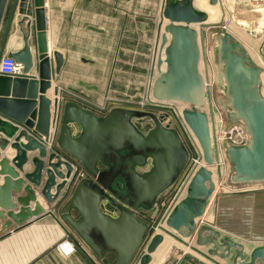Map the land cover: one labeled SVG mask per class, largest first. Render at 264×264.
I'll return each instance as SVG.
<instances>
[{
  "label": "water",
  "instance_id": "1",
  "mask_svg": "<svg viewBox=\"0 0 264 264\" xmlns=\"http://www.w3.org/2000/svg\"><path fill=\"white\" fill-rule=\"evenodd\" d=\"M8 1L0 0V26ZM193 1H164L162 17L168 24L161 39V47L165 46L164 58L158 59L157 66L164 64L165 71L151 88L157 102H182L198 107L206 98L210 104L209 93L204 90L198 70L197 33L191 27L203 23L206 14L196 11ZM209 3L215 5L217 0H209ZM17 9L23 16L18 26L26 21L27 34L22 35V48L7 56L21 63L27 76L0 75V134L4 137L0 139V151L4 152L6 148L15 151L10 162L0 160V176L4 177L0 185V229L8 228L10 221L21 225L44 213L34 191L26 185L28 183L40 188L39 194L48 204L65 201L59 213L76 236L99 259L104 254L114 255L111 262L102 260L103 264H132L148 232V226L136 217V212L153 206L175 182L187 162V150L178 133L161 124L163 117L124 108H113L99 117L74 102L62 104L57 88H53V99L50 100L47 91L62 68L63 59L57 52L48 55L43 0H12L9 21ZM31 18L34 20V61L37 62L38 78L28 74L33 66L28 43ZM91 29L102 33L96 28ZM202 38L200 32L201 41ZM208 40L217 86L224 85L225 96L220 103L231 110L228 124L243 122L247 135L243 145L223 143L222 155L228 165L224 181L229 186L263 183L262 69L247 57L241 44L229 34L219 33ZM74 93L83 98L82 94ZM143 117H149L153 122V127L146 133L140 132L132 122ZM211 117L210 110V122ZM182 120L200 148L205 166L193 173L186 195L170 208L162 222L166 230L159 228L160 231L172 235L168 230H173L182 237H194L197 247L211 246L206 254L195 250L209 259H228L234 250L232 264H264V245L246 252L248 260L244 261L243 245L227 236L222 237L208 224H196L195 220L205 214L208 199L215 189L213 171L207 167L216 166L219 180L222 174L217 142L213 140L212 130L210 134L206 115L195 109L184 111ZM72 127L78 128L77 136H72ZM50 128L56 131L55 143L51 146L48 144ZM27 153H34V156L29 158ZM149 163V172H137ZM28 165L32 171L26 173ZM79 170L86 176L75 183ZM20 173L22 178H18ZM43 174L46 178L42 183ZM65 188L68 189L66 195L58 200ZM21 190L25 195L17 198L14 204L12 192ZM113 200L111 206L117 211L116 217L100 209L102 203ZM31 202L34 203L33 210L29 208ZM17 205L19 208L15 213ZM72 210L78 217H71ZM162 242V234L153 235L134 264H150L151 255Z\"/></svg>",
  "mask_w": 264,
  "mask_h": 264
},
{
  "label": "crops",
  "instance_id": "2",
  "mask_svg": "<svg viewBox=\"0 0 264 264\" xmlns=\"http://www.w3.org/2000/svg\"><path fill=\"white\" fill-rule=\"evenodd\" d=\"M125 1L130 4L132 0ZM11 6L12 0H9L0 26V56L20 50L23 46L22 35L27 34L26 21L18 26L23 18L18 13L19 9L16 10L9 21ZM100 9L102 10V17L100 16ZM43 11L48 55L57 52L63 59V66L58 75L52 80L51 88L47 91V97L52 100L53 88H57L58 99L62 104L74 102L99 117L105 116L111 109L115 108L114 106L108 107L111 102H114L116 98H127L129 95L126 93L130 92L131 86L137 87L134 80L124 78L120 74V66L130 65L134 66V70L143 71L145 68L148 69L149 60L148 63L140 59L131 62L128 61L129 55L126 52H119L115 49L110 31L114 30L116 25L113 22V6L109 3V0L101 3L100 0H43ZM259 13L261 17L264 16V1ZM261 20L264 21V17ZM29 22H31V29L28 43L33 56V66L28 74L38 78L37 62L34 61L36 46L33 18ZM91 28L101 30L102 33ZM20 29H23V32ZM263 41L264 36L261 39V42ZM257 43L260 44V41ZM257 43L256 51H259L260 47ZM100 53L104 56L100 57ZM146 82L145 79L140 80L138 86H143ZM81 83L87 88L81 86ZM74 92L82 94L83 98H80ZM100 107H106L107 110L103 109L101 111V109L99 110ZM51 113L50 110V119L52 118ZM52 132L54 130L50 128V134ZM71 134L77 136L79 134L78 128L72 127ZM0 139H4L1 134ZM0 155V160L10 162L15 156V151L6 148L4 152L0 151ZM27 156L31 158L34 153H27ZM141 169H138L137 172L147 173L151 168L148 171ZM31 171L32 167L30 165L26 166L25 172ZM3 178V176H0V185L3 183ZM18 178H22L21 173ZM45 178L46 176L43 174L42 183ZM26 185H29L34 191L36 201L44 208V213L38 217L28 219L21 225L10 221L11 225L8 228L3 231L0 229V264H100V261L104 259V255L102 259L96 257L62 219L59 211L65 201L48 204L40 196V188H35L28 183ZM67 190L65 188L63 192L61 191L58 200L66 195ZM221 190L217 202L211 208L207 205L202 222L219 231L222 237L227 236L234 242L243 245L245 249L243 260L247 261L248 255L246 252H250L256 246L264 245V188L245 192L238 190L230 192L226 188ZM52 192H54V189ZM24 195L22 190L12 192V202L16 204V199ZM156 204L154 206H157ZM18 208L17 205L13 212H18ZM29 208L33 210L34 203L31 202ZM108 208L113 212L102 208V204L100 205L101 211L116 217L117 211L113 207ZM139 212L146 213V211L140 209L136 212V217L145 223ZM147 213L151 214L150 211ZM70 215L73 218L78 217V214L73 210L70 211ZM66 233L71 234L77 240L78 249L72 255L64 257L58 252L56 246ZM187 245L188 247H183L186 249L185 251L181 250L179 253L173 251L171 264L179 263L189 251L195 255L193 257L199 254L195 250L201 251L193 244L189 243ZM206 249L207 247L204 248V251ZM231 252L232 258L227 260H219L213 257L211 260L214 263L208 259L207 261L211 264H215V262L218 264L232 262L235 251L231 250ZM106 255H109L108 258L105 257L106 259L110 261L114 259V255Z\"/></svg>",
  "mask_w": 264,
  "mask_h": 264
},
{
  "label": "rangeland",
  "instance_id": "3",
  "mask_svg": "<svg viewBox=\"0 0 264 264\" xmlns=\"http://www.w3.org/2000/svg\"><path fill=\"white\" fill-rule=\"evenodd\" d=\"M103 1L106 2V0H100V3ZM164 1L165 0H132L129 4L125 0H113L112 2L111 0H109V3L113 6V22L116 25L114 30L110 31L112 35L111 37H113L114 40L115 49L119 50V52H126L129 55L128 61L135 62L136 60L140 59L145 63H148L149 60V65L148 69L145 68V70L143 71H138V69L134 70V66L130 65L120 66V74L124 78H130V80H134V83L137 87L131 86L130 92L126 93L129 95L127 98H116L117 101L115 100L114 102H111L108 107L114 106L115 108L136 110L139 112L150 113L155 116L157 115L159 109L164 110L169 108V106L165 105L161 106L163 109L160 107H148L149 102L156 101L153 99L151 94L152 85L154 81L160 77V74L165 71L164 64L157 66L158 59L161 58L163 60L164 58L163 51L165 46L161 47V39L164 35V27L168 24L167 20L162 17ZM198 1L200 0L193 1V8L196 11L205 13L206 20L201 24H194L191 27L197 33V42L200 51L198 70L203 81L204 90L206 94L209 93L210 104L208 103V100L206 98L204 103L198 107H194L193 105L182 102L167 103H172L171 105H174L178 109L181 117L184 111H192L194 109L205 114L208 120L209 131L211 130V110L212 117L214 119L216 142L219 152V161L221 162L222 174V178L219 181V179L216 177V169L214 165L207 167L213 171L215 184L214 192L210 196V203L209 199L207 203V205H209V207L211 208L217 202L222 188H226L227 191L230 192H234L235 190L245 192L252 189H263L264 182L252 185L229 186L224 181V178L228 173V165L222 155L223 143L225 142V144L227 145L240 146L247 142V135L244 130L243 122L232 123L230 125L228 124L229 114L231 113V110L229 109L228 105H223L222 103H220V99L224 98L225 96L224 85L217 86L216 74L213 69L214 60L209 59L210 40L208 39L209 37H213L219 33H227L233 38L235 42L241 44L243 50L247 53V57H249L255 65L262 69V73L260 75V93L264 98V41L261 42V39L264 36V21L261 20V18L264 16L261 17V14L259 13L260 9L262 8V3L255 4L249 0H217V3L215 5H210L209 0H202L203 2L205 1L207 5V8L204 11L199 8ZM101 11L102 10L100 9V16L102 17L103 14ZM200 32L203 36V42L200 39ZM166 36L169 40L168 35ZM259 41L260 44L257 43ZM256 43L260 47L259 51H256ZM104 45L106 49V43ZM103 56L104 55L100 53V57ZM206 59L209 65L207 64ZM205 65H211L212 67L210 66L208 67V69H205ZM143 79H145V82H147L143 86H138L140 80L142 81ZM118 89L119 87L117 88V90ZM115 94H117V92H115ZM171 113L172 112L168 111L169 115H171ZM170 118L174 123H176V126L179 127V124H177L178 121L175 119L174 115H171ZM132 122L134 126L142 133H146L153 126V122L149 117L134 119ZM235 125L243 128L246 139L244 138L241 144L236 142V144L234 145L232 139L233 134L235 133L232 129ZM186 149L188 153L187 162L184 165V168L178 178L166 190L169 192V194L166 197H162L160 195L155 201V203H157V206L153 205L148 209H143V211H146V213L150 211L151 214L139 212L140 217L145 221V224L147 223L146 225H148V232L143 241V244L138 250L137 255L133 259L132 264H134L138 256L145 251L150 238L155 234H162L163 242L151 255L152 259L150 264H159L160 262L171 264L173 251H178V253L181 250L185 251L186 249H184L183 247H188L187 244L189 243L193 244V246L198 250H201L200 253L206 254L208 246L197 247L194 243V237L185 238L180 236L173 230H168L172 235H167L162 233L159 229L163 228L166 230V227L162 224L164 218L167 216L170 208L186 195L189 181L183 191L179 193L177 192L178 186L180 184L179 182L181 180L183 181V177L189 171L192 164V152L189 150V148H187V146ZM201 166H205L204 162ZM150 168L151 165L149 163L141 170L148 171ZM112 202H115V200L111 202L109 201L107 203H102V208L109 209L108 207H112ZM109 211L111 212L112 210L109 209ZM203 217L204 215L200 218H197L195 220L196 224L203 223ZM206 247L207 249L204 251V248ZM200 253L196 255V257H193L195 255L192 254L191 251H189L182 257L179 263L177 262V264H211L209 261H207L206 257L202 256ZM105 255L103 260L109 262L110 260L106 259L109 255ZM231 256L232 252L229 258H232ZM218 259L223 260L220 258ZM101 261L100 264H103V262ZM225 264H232V262H225Z\"/></svg>",
  "mask_w": 264,
  "mask_h": 264
},
{
  "label": "built area",
  "instance_id": "4",
  "mask_svg": "<svg viewBox=\"0 0 264 264\" xmlns=\"http://www.w3.org/2000/svg\"><path fill=\"white\" fill-rule=\"evenodd\" d=\"M249 1H251L252 3H255V4H259V3H262L264 0H249ZM23 69H24L23 65L21 63L16 62L15 60H13L11 57H9L7 55L0 56V75L1 76L10 77V78H21V77L27 76V73H24ZM148 104H149L148 107H153V108H159V107L162 108L161 107L162 105L169 106V108L164 109V110L159 109L156 117L157 118L163 117L161 124L163 126L168 127V128L174 129L178 133V135H179L182 143L184 144L185 148L187 146V148H189V150L192 152V155H193L192 164L190 166L189 171L183 177V181L181 180L179 182L180 184H179L178 190H177V192L179 193V192L183 191V189L186 187L189 179L191 178L193 173L197 170V168H199L201 165H203V160L201 157L200 149H199L197 143L195 142L191 132L189 131V129L184 124L178 109L174 105H171L172 103H167V102L162 103V102L152 101V102H149ZM100 109H101V111L103 109L107 110L106 107H100L99 110ZM168 111L172 112L171 115H174L175 119L178 121L177 124H179V127H177L176 123H174L171 120V118H170L171 115L168 114ZM232 130L235 133V134H233L232 142L234 143V145L236 144V142L241 144L243 142V139L244 138L246 139L243 128L235 125ZM55 136H56V131L54 130V132H52V134H50V139L48 141L49 146H51L55 143ZM84 176H85V173L82 172L81 170H79L77 178L75 180V183L80 178H83ZM168 194H169V192L165 191L164 193L161 194V196L166 197ZM177 196H179V195H177ZM60 203H61V201H60ZM104 213H106V212H104ZM56 247H57L58 252L62 256L67 257V256H70L74 252L77 251L78 242L71 234L66 233L63 236V238L58 242ZM159 264H165V263L160 262Z\"/></svg>",
  "mask_w": 264,
  "mask_h": 264
},
{
  "label": "bare ground",
  "instance_id": "5",
  "mask_svg": "<svg viewBox=\"0 0 264 264\" xmlns=\"http://www.w3.org/2000/svg\"><path fill=\"white\" fill-rule=\"evenodd\" d=\"M197 2V1H196ZM198 6H199V8L201 9V10H205L206 8H207V5H206V2L204 1H202V0H200V1H198ZM209 59H211L212 60V58H211V54L209 53ZM206 62H207V64H208V61H207V59H206ZM209 65V64H208ZM208 65H205V69H208V67H210V66H208ZM212 67V66H211ZM210 125H211V130H212V133H213V140H216V132H215V128H214V119H213V117H211V122H210ZM219 163H220V168H221V162L219 161ZM214 167H215V169H216V166L214 165ZM221 180V179H220ZM219 180V181H220ZM203 254V253H202ZM206 259H208V260H211V258L209 259V258H206ZM211 261H213V260H211ZM213 263H214V261H213ZM215 264H218V263H216L215 262Z\"/></svg>",
  "mask_w": 264,
  "mask_h": 264
},
{
  "label": "flooded vegetation",
  "instance_id": "6",
  "mask_svg": "<svg viewBox=\"0 0 264 264\" xmlns=\"http://www.w3.org/2000/svg\"><path fill=\"white\" fill-rule=\"evenodd\" d=\"M152 127H153V126H152ZM152 127H151V128H152ZM151 128H150V129H151ZM150 129H149V130H150ZM149 130H148V131H149ZM85 176H86V175H85ZM85 176H84V177H85ZM120 191H121L122 193L124 192V191H123V189H122V190H120Z\"/></svg>",
  "mask_w": 264,
  "mask_h": 264
},
{
  "label": "trees",
  "instance_id": "7",
  "mask_svg": "<svg viewBox=\"0 0 264 264\" xmlns=\"http://www.w3.org/2000/svg\"><path fill=\"white\" fill-rule=\"evenodd\" d=\"M105 255V254H104Z\"/></svg>",
  "mask_w": 264,
  "mask_h": 264
}]
</instances>
